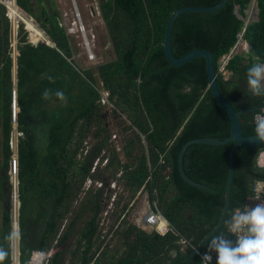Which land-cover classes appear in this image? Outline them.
<instances>
[{"label": "trees", "instance_id": "obj_1", "mask_svg": "<svg viewBox=\"0 0 264 264\" xmlns=\"http://www.w3.org/2000/svg\"><path fill=\"white\" fill-rule=\"evenodd\" d=\"M47 1L50 12L44 0H17L51 42V46L39 43L34 47L26 43L27 32L18 37L21 264H29L34 250L52 249L47 264H184L220 223L233 144L190 146L184 155V172L204 188L182 179L178 166L182 147L202 138L225 140L231 122L209 90L206 60L172 66L166 55V33L179 10L213 7L222 0H101L100 17L115 59L89 69L75 57L73 36L60 26L54 2ZM251 1L229 0L214 13L183 14L173 31L176 57L197 49L213 55L218 88L237 112L264 105V97L252 96L247 86L248 68L264 63V0H257L258 20L246 26ZM20 21L26 26L23 16ZM242 33L250 51L228 61L225 70L231 76L226 79L219 71L220 61L235 48ZM10 45L11 23L0 4V245L5 247L4 237L13 225L10 174L15 82ZM46 89L52 93L48 100L42 99ZM101 90L110 92L114 119L121 122L118 133L104 122L106 115L98 104ZM56 91L65 94L67 103L55 97ZM259 113L261 109L240 115L245 136H255L254 118ZM123 115L126 120L121 121ZM114 135H124L118 141L122 152L112 142ZM262 150L264 144L235 148V176L225 220L246 205L254 183L264 181V168L256 164ZM160 156L165 165L153 168L146 183L149 167L156 166ZM104 160L108 163L103 167ZM88 180L102 188L86 191L79 201ZM114 182L123 186L130 201L146 190L168 221V232L148 233L130 223L126 218L129 203L121 205L122 197L111 211L116 241L101 251L104 241H99V224ZM224 230L223 223L215 234ZM180 238L191 242L183 251ZM210 239L185 264H201L200 254L207 251Z\"/></svg>", "mask_w": 264, "mask_h": 264}, {"label": "clouds", "instance_id": "obj_2", "mask_svg": "<svg viewBox=\"0 0 264 264\" xmlns=\"http://www.w3.org/2000/svg\"><path fill=\"white\" fill-rule=\"evenodd\" d=\"M0 4L1 6L6 8V16L11 23V45L13 44L14 40L17 42L16 54H13L12 52V57L14 59V68H15V65H17V62H15V60L18 56L19 34L22 31H25L27 32V38H28L29 32L27 31V28L24 25V23L12 17L10 4H12L16 8V10L21 16L27 18L26 16L28 15L24 13L21 8H19L17 4V0H0ZM31 19L33 18L30 17L29 21L34 23L33 20ZM17 23H18V27H16ZM246 23L248 25V22ZM12 25H15L16 28H14ZM241 35H243V33ZM45 42L47 43L46 40ZM45 42H40V43H45ZM231 53L232 51L230 52V54ZM225 72L227 73L228 71ZM16 85L17 83L15 84V86ZM247 86H248V91L251 93L252 96L264 97V63H256L248 68ZM14 91H15V95H17V90L15 89V87H14ZM51 95H52L51 91L46 89L42 95V99L48 100L51 98ZM54 95L58 100L67 103V97L62 91H56ZM17 102H18V98H17ZM13 110H14V104H13ZM254 119H255L256 138H258L260 141H264V114H258ZM17 123H18V118H17ZM14 127L15 126H14V117H13V130H15L12 133L13 146H14V142L17 143L18 140L22 138V134L18 131V127L17 129H14ZM142 137L143 136H141V138ZM118 141L119 139H117V136L114 135L112 137V142L115 143L117 150L122 152V147ZM142 143L145 144V139H142ZM18 146L19 144L17 145L16 148L17 150H14L15 148L12 149L13 156L15 152L18 153ZM87 150L88 147L85 148L84 155L87 154L86 153ZM13 156H12V160L14 162ZM99 163L100 160L97 163H95L93 173H95V169ZM107 163L108 161L104 160L102 166L104 167ZM157 165L158 167L160 166L158 162ZM12 171L10 174L12 183L13 181L14 183H16L15 182V174H16L17 177L16 187H18L17 189H19L17 169L14 167L13 175H12ZM89 182L91 181L88 180L85 183V185L88 184ZM97 186L99 187V189L102 188L101 184L99 185L97 184ZM19 225L13 224L11 230L4 237L7 247H5L4 245H0V264H5L6 260H8L10 264H19V261L17 259L11 257L12 250L15 248H20L19 246L21 245L23 240V234L19 228ZM224 229H225L224 231H221L211 237L208 243L207 251L201 256L202 264H210V262H212L211 253L216 254V264H264V202L257 204L255 207H249L245 205L242 208H237L233 210V212L228 216V218L224 222ZM50 251H53V249ZM50 251H46V252L49 253ZM16 256H18L17 253Z\"/></svg>", "mask_w": 264, "mask_h": 264}, {"label": "rangeland", "instance_id": "obj_3", "mask_svg": "<svg viewBox=\"0 0 264 264\" xmlns=\"http://www.w3.org/2000/svg\"><path fill=\"white\" fill-rule=\"evenodd\" d=\"M51 2H54L55 7L57 9V11L60 12V21H62V24L65 25H72L73 28L75 29V33L71 36H73V41L74 44L76 46V50L78 52H83L82 56L79 57L77 59L80 60L81 65L85 68V69H89V68H96L99 65H101V63H105V62H109L113 59H115V54L114 51L112 49V45L109 42V37L107 34V28L105 23L103 22V20L101 19V17L99 16V11L97 9V7L99 6V4H101V0H51ZM44 3L47 7L48 12H50L49 8H48V1L44 0ZM65 14H67L66 16V20H64L65 18ZM247 14V18H246V22L251 23L254 21H257V0L253 1L252 4H250L249 8L246 11ZM27 18L30 19V17L26 16ZM79 17H81V19H79ZM28 19V20H29ZM34 19V18H33ZM31 19V20H33ZM80 20L83 23V26L86 29L87 35L89 38H91L92 43H93V50L95 53V59L94 60H87L86 56H85V43L83 40V36H82V32L80 29V26L78 25ZM33 22L36 24L38 30L43 33V31H41V29L39 28V25L36 23V20L34 19ZM75 23L77 24L75 26ZM14 28L15 25H12ZM66 26V25H65ZM29 36V34H28ZM243 41L240 40L239 43L237 44V46L233 49L232 54L233 56L236 54H247L248 51V47L242 43ZM109 44V46H108ZM230 56V55H228ZM227 56V57H228ZM232 56V55H231ZM223 61H225V58H223L220 63H222ZM225 78L229 79L228 74L225 72ZM105 101V102H103ZM99 105H101V107L103 108L106 118L104 120V122L107 123L108 127L110 129H113L114 133H118V128L121 126V122H117L114 119V109H115V105L114 103L111 102V97H101L99 102ZM125 115H123L122 120H126L125 119ZM126 125H129L130 122H125ZM15 130H13L14 132ZM20 136V135H19ZM124 135H120L117 137V139H121L123 138ZM144 139V138H143ZM142 141V138H141ZM13 141H11V145H12ZM16 144V142H15ZM19 144V140L17 142V145ZM17 145L16 147L12 145V149L17 150ZM122 160H126V158H123V156L121 157ZM12 175L14 174V162L12 164ZM151 168H155V167H151ZM19 171V168H18ZM11 187H12V193L15 194L16 193V189L18 187L14 186V181L12 183V179L10 181ZM97 184L99 185V183H96L95 185L93 184V182H89L88 184L84 185V189L83 192L79 198V201H82L85 196H86V191H89L90 189H99V187L97 186ZM109 190L112 192V198L109 199L106 202V209L105 211L102 213L101 215V220H100V224H99V230H100V243L102 241H104V245L103 248L101 249V251L103 249H105V247H108L109 245L113 246L114 245V233L115 231L112 228V224H113V220L111 217V211L114 209V204L116 207V201H118L120 198H124V201L121 203V205L123 204H128V210L126 211V218L127 220L130 219L133 220V224L135 222H137L139 220V214H138V207L137 205L140 203L138 202L136 205L133 201L136 200V198L138 197V193L136 195V197L133 199V201H130L131 199H129V194H127L124 191V188L122 185L117 184L116 182L112 183L109 187ZM140 194V193H139ZM11 214H15L16 217L18 215V205L17 203H14L13 201H11ZM145 231V230H144ZM114 238V239H113ZM116 241V240H115ZM76 247V245H74V248ZM36 251L39 250H34L32 252V256L31 259L29 261V264H31V262L33 263H37L36 259H37V253H35ZM100 251V252H101ZM18 252V248H15L12 250L11 253V257L14 259H17L18 256H16V253ZM35 254V255H34ZM18 260V259H17Z\"/></svg>", "mask_w": 264, "mask_h": 264}, {"label": "water", "instance_id": "obj_4", "mask_svg": "<svg viewBox=\"0 0 264 264\" xmlns=\"http://www.w3.org/2000/svg\"><path fill=\"white\" fill-rule=\"evenodd\" d=\"M228 1L229 0H222L217 5H215L213 7L186 8V9L179 10L170 19L168 27H167V33H166V42H165L166 55H167V58H168V60L172 66H174L176 68H181V67H184L185 65H187L188 62H190L194 59L204 58L206 60V69H207L208 80H209V90L211 91V94H212L214 100L216 101V103L227 114V116L231 122L230 136L228 138H226L225 140L214 139V138H202V139H196V140L190 141L182 147V149L179 153V157H178L179 173H180L182 179L186 183H188L189 185H191L193 187H196L199 189L204 188L203 185H200V184L194 182L193 180H191L188 176H186V174L184 172V163H183L184 162V155L190 146H194V145L223 146V145H227V144H231V143L233 144V147H232V149L230 151V155H229L230 175H229V179H228V183H227V194H226L227 200L225 201V207L223 209V215H222V218L220 220V223L207 237H205V239L202 241V243L197 247L195 252L186 260L185 263H187L196 254L200 253V251L204 247L205 243L222 227V225L224 223V220H225L224 216H225V213H226L228 206L230 205V195H231V190H232L233 179L235 176V166H234L235 148L236 147L249 148V147L261 146L264 144V141H260L258 138H256V135L255 136H249V137L245 136L243 133V130H242L241 122H240V115L241 114L257 111L259 109L262 110L264 108V105H263V107H250V108L245 109L241 112H237L231 106V104L223 97V95L221 94V92L218 88L217 76H216V72H215L214 66H213V55L209 51L197 49V50H194V51L186 54L185 56H183L181 58L176 57L174 54V51H173L174 26H175L177 19L180 16H182L183 14H186V13H214V12H217L220 9H222L228 3ZM253 1H255V0H252L251 2H253ZM236 13L239 15L238 10ZM258 14H259V9L257 6V20H258ZM246 26H247V23H246ZM242 38H243V35L240 36L241 40H242ZM15 62H17V58H16ZM14 81L16 84L17 83V65H15V68H14ZM15 89L17 90V85L15 86ZM14 112H15V115H14V126L15 127H14V129H17V127H18L17 114L19 112L17 95H15V97H14ZM13 158H14V167L17 169V172H18L19 155L17 152H15ZM18 185H19V183H18ZM19 198H20L19 189H17L16 193L12 194L10 199L14 203L18 204V210L20 211ZM12 219H13V224L19 225V220H18L19 219V212H18L17 217L15 214H13ZM142 223L143 222H140L137 225L141 229L143 228ZM19 228H20V225H19ZM17 255H18L17 259L19 261V264H21L20 258H19L20 248H18Z\"/></svg>", "mask_w": 264, "mask_h": 264}, {"label": "built area", "instance_id": "obj_5", "mask_svg": "<svg viewBox=\"0 0 264 264\" xmlns=\"http://www.w3.org/2000/svg\"><path fill=\"white\" fill-rule=\"evenodd\" d=\"M97 9L99 11L98 7H97ZM66 16H67V14H65L64 20H66ZM99 16H100V13H99ZM79 19H81V17H79ZM65 25H63L62 21H60V26H64L69 35H73L75 33V29L73 28V26L68 25L66 23H65ZM76 25L77 24L75 23V26ZM78 25L80 26L82 36H83V40L85 43V50H84L85 56L87 57L88 60H94L96 57H95V53L93 50V43L91 40L92 37L91 38L88 37L86 29L83 26V23L81 20H80ZM16 27H18V23H17ZM27 31L29 32V36L27 38L28 44H31L33 46H37L40 42H45L46 39H45L44 33H41L38 30L41 33V35H38L37 40L34 41L31 37V32L28 29H27ZM108 46H109V44H108ZM11 47H12L13 54H16L17 42L15 40L13 41V44L11 45ZM228 61H229V57H228L227 61H223L220 65L219 71L223 74H225V71H226L225 68L227 67ZM102 96L103 97H110V94H109V92L105 91L102 93ZM103 102H105V101H103ZM259 114H264V108L261 110V113H259ZM142 139H143V137H142ZM158 163L160 166L165 165V159H163V156L159 157ZM257 165L260 168H264V151H262L259 154V156L257 158ZM153 172H154L153 168H149V177H148L146 183L150 182ZM261 202H264V181L259 180V181L255 182V184L253 186L252 193H251L250 197L247 199L246 205L249 207H255L257 204H259ZM141 219L143 222L142 227L145 230L155 231L158 234L167 233L169 230L168 221L162 217V215L159 211L158 205H157V201H153V202L150 201L148 209L145 211V214L143 217H141ZM139 223L140 222H138V224ZM186 241H187V243H186ZM178 244L182 247L181 249L183 251V250H185V248L187 246L191 245V242L185 238H180L178 241ZM35 253H37V259H36L37 263L31 262V264H47L48 259L52 257L53 251H50L49 253L46 251H36ZM202 255L203 254H200V256H202ZM211 255H212V262H210V264H216V254L211 253Z\"/></svg>", "mask_w": 264, "mask_h": 264}, {"label": "crops", "instance_id": "obj_6", "mask_svg": "<svg viewBox=\"0 0 264 264\" xmlns=\"http://www.w3.org/2000/svg\"><path fill=\"white\" fill-rule=\"evenodd\" d=\"M20 8V7H19ZM98 8H99V12H100V5L98 6ZM24 13H26L25 11H23ZM27 14V13H26ZM28 16H30L29 14H27ZM31 17V16H30ZM34 20V19H33ZM249 24V23H248ZM62 27V26H61ZM40 28V27H39ZM41 29V28H40ZM41 31H43L42 29H41ZM67 31V30H66ZM43 33H44V31H43ZM67 34H68V32H67ZM69 35V34H68ZM44 36H45V39H46V41H47V45H49V46H51V42L48 40V38H47V36L45 35V33H44ZM71 36V35H70ZM243 41V40H242ZM243 44H245L248 48V51H247V53L250 51V46L246 43V42H242ZM38 46V45H37ZM37 46H34V47H37ZM233 51V50H232ZM82 54H83V52H78L77 50H76V54H75V57H77L78 58V56L79 55H81L82 56ZM234 54V53H233ZM233 54L231 53L230 54V56H228L229 57V60L233 57ZM232 55V56H231ZM237 55V54H236ZM81 56H79V57H81ZM227 56H225L224 58H225V61H227L228 60V57ZM86 59H87V57H86ZM88 60V59H87ZM227 74H228V77H230L231 76V73H229V72H227ZM98 74L96 73V76H97ZM105 91H108V90H101L100 91V96L101 97H103L102 96V93L103 92H105ZM109 92V91H108ZM109 94H110V92H109ZM262 151H264V150H262ZM261 151V152H262ZM256 164H257V161H256ZM258 166V165H257ZM154 167H158V165H156V166H154ZM259 167V166H258ZM149 168H151V167H149ZM260 168V167H259ZM169 174H170V168H167L166 169V172H165V175L166 176H169ZM120 177V176H119ZM255 184V183H254ZM145 186V185H144ZM254 186V185H253ZM140 193V194H139ZM133 201V200H132ZM134 203H135V205L138 203V202H140L138 205H137V207H138V214H139V220H141V217H143L144 216V214H145V211L148 209V206H149V203H150V199H149V195H148V193L146 192V190H142V192H138V197L136 198V200L135 201H133ZM139 220L137 221V222H135L134 224L135 225H137L138 224V222H139ZM133 222V220H131L130 219V223H132ZM169 224V223H168ZM169 227H170V225H169ZM143 229V228H142ZM143 230H145V229H143ZM146 232H148V233H151L152 231H150V230H145ZM163 234H166V233H163ZM162 233L160 234V235H163ZM196 250V249H195Z\"/></svg>", "mask_w": 264, "mask_h": 264}, {"label": "bare ground", "instance_id": "obj_7", "mask_svg": "<svg viewBox=\"0 0 264 264\" xmlns=\"http://www.w3.org/2000/svg\"><path fill=\"white\" fill-rule=\"evenodd\" d=\"M10 8H11L12 17L15 18L16 20L20 21L22 16L18 13L16 8L12 4H10ZM25 20H26V27L31 32L32 39L34 41H36L38 38V35H41V33L37 30V26L34 23L29 21L27 18H25ZM16 145H17V143L15 144V142H14L15 147H16ZM16 186H17V182H16ZM139 222H142V219L139 220Z\"/></svg>", "mask_w": 264, "mask_h": 264}]
</instances>
